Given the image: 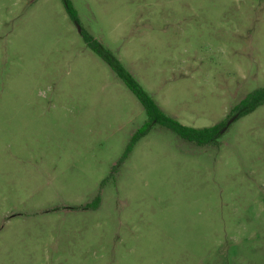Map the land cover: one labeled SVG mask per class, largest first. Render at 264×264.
Segmentation results:
<instances>
[{
  "label": "rangeland",
  "instance_id": "374dc122",
  "mask_svg": "<svg viewBox=\"0 0 264 264\" xmlns=\"http://www.w3.org/2000/svg\"><path fill=\"white\" fill-rule=\"evenodd\" d=\"M69 2L0 0V264H264V104L234 112L264 87V0ZM81 30L179 123L232 121L124 157L147 115Z\"/></svg>",
  "mask_w": 264,
  "mask_h": 264
},
{
  "label": "trees",
  "instance_id": "16d2710c",
  "mask_svg": "<svg viewBox=\"0 0 264 264\" xmlns=\"http://www.w3.org/2000/svg\"><path fill=\"white\" fill-rule=\"evenodd\" d=\"M63 1L70 18L76 22V13L72 8L69 0ZM80 35L82 36L86 45L110 67V69L117 75V77L135 95L147 115L148 121L146 122L142 130L136 132L132 136L125 150L124 157L129 153L133 144L140 137L145 135L154 124L164 126L174 132L180 138L190 142H194L197 145L216 143L217 138L221 134V130L224 127H227V122L222 121L219 124L201 128L190 127L179 123L161 110L156 101L139 85L136 79L127 71V69L122 65L117 57H115L109 50L104 48L87 32L81 30ZM262 104H264V87H257L243 96V98L235 106L234 112L237 113L239 117H242L252 112ZM95 202V206L93 207H97L99 203L98 197L95 198Z\"/></svg>",
  "mask_w": 264,
  "mask_h": 264
},
{
  "label": "water",
  "instance_id": "95a60500",
  "mask_svg": "<svg viewBox=\"0 0 264 264\" xmlns=\"http://www.w3.org/2000/svg\"><path fill=\"white\" fill-rule=\"evenodd\" d=\"M78 30H79V27H78ZM231 121H232V118H231L230 120L227 121L226 125H228ZM224 128H225V127H224ZM224 128H223V129H224ZM223 129H222V130H223ZM222 130H221V131H222Z\"/></svg>",
  "mask_w": 264,
  "mask_h": 264
}]
</instances>
